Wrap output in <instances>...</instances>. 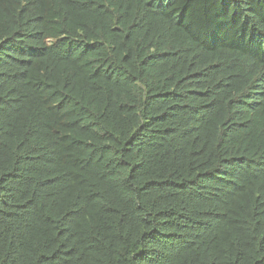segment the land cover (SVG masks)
I'll return each instance as SVG.
<instances>
[{"label": "trees", "instance_id": "trees-1", "mask_svg": "<svg viewBox=\"0 0 264 264\" xmlns=\"http://www.w3.org/2000/svg\"><path fill=\"white\" fill-rule=\"evenodd\" d=\"M0 264H264V0H0Z\"/></svg>", "mask_w": 264, "mask_h": 264}]
</instances>
